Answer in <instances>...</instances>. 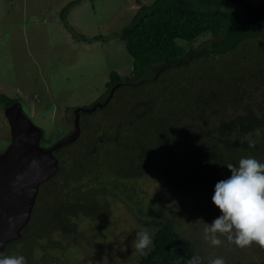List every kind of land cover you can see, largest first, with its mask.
Returning a JSON list of instances; mask_svg holds the SVG:
<instances>
[{"label":"rangeland","instance_id":"rangeland-1","mask_svg":"<svg viewBox=\"0 0 264 264\" xmlns=\"http://www.w3.org/2000/svg\"><path fill=\"white\" fill-rule=\"evenodd\" d=\"M72 1L0 0V157L11 143L5 100L21 105L45 147L73 131L75 109L91 108L113 90L104 108L80 114L79 138L54 152L57 176L39 188L21 238L0 254L24 255L27 264H137L152 245L138 252L136 232L146 229L153 239L159 217L204 264L215 257L264 261L255 243L239 248L221 236L213 247L203 239L206 224L220 215L212 195L230 175L226 166L242 157L264 163V134L237 127L220 135L222 124L264 114V31L222 54L210 34L180 41L199 54L135 78L118 34L138 1L154 0H81L64 24L60 12ZM228 10L247 16L238 5ZM110 72L122 78L111 91ZM249 134L255 147L243 146Z\"/></svg>","mask_w":264,"mask_h":264},{"label":"trees","instance_id":"trees-1","mask_svg":"<svg viewBox=\"0 0 264 264\" xmlns=\"http://www.w3.org/2000/svg\"><path fill=\"white\" fill-rule=\"evenodd\" d=\"M80 1L69 2L61 10L60 18L64 24L68 9ZM233 5L245 9L247 16L241 18L230 12L228 8ZM263 31L264 2L252 5L246 0H154L149 5L138 1L136 13L129 24L121 29L118 37L133 59L132 74L138 78L155 64H160V68L156 70L159 75L163 70L188 63L190 58L199 54V51L184 49L180 45L181 42L191 43L204 34H210L216 39L213 45L215 52L219 45L218 53L222 54L235 49L241 40L257 37ZM97 39L98 37L94 38ZM108 79L106 85L110 88L109 91L122 82L116 72H110ZM109 96L110 92L99 103H103ZM14 102L15 100H5V106L9 107ZM237 127L241 132L255 134L256 130H259L264 134V114L251 115L246 122L239 120L238 124H222L220 135L224 136ZM42 145H47L44 139ZM225 145L228 148L238 146L229 141H226ZM243 146L248 147V141H245ZM56 176L57 174L53 178ZM158 219L153 222L156 232L152 247L139 258L137 264H186L192 256H198L189 240L181 238L172 223ZM246 264H264V261H251Z\"/></svg>","mask_w":264,"mask_h":264},{"label":"water","instance_id":"water-1","mask_svg":"<svg viewBox=\"0 0 264 264\" xmlns=\"http://www.w3.org/2000/svg\"><path fill=\"white\" fill-rule=\"evenodd\" d=\"M103 103L74 110L73 131L54 144L42 147L41 132L24 116L21 105L13 103L5 110L11 143L0 157V253L7 244L21 238L31 218L39 187L51 180L59 170L54 152L74 143L80 136V113H93Z\"/></svg>","mask_w":264,"mask_h":264},{"label":"clouds","instance_id":"clouds-1","mask_svg":"<svg viewBox=\"0 0 264 264\" xmlns=\"http://www.w3.org/2000/svg\"><path fill=\"white\" fill-rule=\"evenodd\" d=\"M255 135L259 136L260 131L256 130ZM248 144L250 148L256 144L251 134ZM226 168L230 175L215 184L212 195V204L220 215L211 224L205 223L203 239L213 247H219L223 243L220 237L226 236L239 248L253 243L264 248V163L254 157H242L238 164L229 163ZM152 243L146 229L136 232L134 246L138 252L142 253ZM0 264H27V261L24 255L0 254ZM186 264H202V261L199 256H192ZM209 264L226 262L223 257H215Z\"/></svg>","mask_w":264,"mask_h":264}]
</instances>
